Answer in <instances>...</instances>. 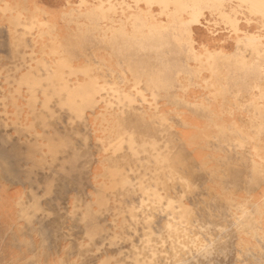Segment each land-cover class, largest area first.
<instances>
[{
  "label": "rangeland",
  "instance_id": "obj_1",
  "mask_svg": "<svg viewBox=\"0 0 264 264\" xmlns=\"http://www.w3.org/2000/svg\"><path fill=\"white\" fill-rule=\"evenodd\" d=\"M0 44H9L15 61V78L5 79L15 84L16 134L33 136L40 167L59 158L65 173L78 166L87 173L89 110L102 102V121H114L106 129L114 133L107 147L125 148L122 160L119 156L105 172L120 176L121 163L131 161L133 173L153 171L151 178L156 177L154 185L144 177L128 181L122 230L98 229L89 223L88 200H74L70 215L80 211V252L89 246L103 254L91 264H264L254 199L228 194L233 181L220 188V170L208 175L197 169L178 135L176 196L165 198L157 184L159 158L152 169L151 161L140 157L153 145L141 139L140 121L137 125L144 118L141 105L149 103L146 92L156 98L174 88L169 68L172 75L175 71L176 106L180 96H242V101L264 96V0H0ZM3 90L0 83V96ZM40 109L50 116L37 117ZM57 109L65 114L58 139L35 126ZM128 111L134 116L129 127ZM28 114L31 123H25ZM211 146L219 155L229 150ZM229 151L226 156L237 160ZM247 158L239 164L243 177ZM138 193L137 200L132 194ZM95 238L104 242L94 244Z\"/></svg>",
  "mask_w": 264,
  "mask_h": 264
},
{
  "label": "crops",
  "instance_id": "obj_2",
  "mask_svg": "<svg viewBox=\"0 0 264 264\" xmlns=\"http://www.w3.org/2000/svg\"><path fill=\"white\" fill-rule=\"evenodd\" d=\"M0 69V83L4 89L0 96V264L94 263L103 254L92 252L94 248L90 250L89 246L83 253L80 252L77 216L80 211L73 213V217L70 215L74 200H88L90 224L100 230H122L125 228L122 210L128 207L130 198L128 181H134L136 176L144 177L154 185L156 177L152 180L153 171L139 169L140 172L133 173L131 161L121 163L125 170L118 174L120 176L110 177L105 172L106 167L114 165L119 156L122 160L125 148L123 146L119 152H114L107 147L109 135L113 139L114 133L109 134L106 129L113 127L114 121L113 118L102 121V102L93 112L89 110L87 173H81L79 166L65 173L62 169L64 162L59 158L55 164L40 167L36 159L38 152L32 143L33 136L26 134L25 138H19L16 134L17 115L15 106L11 104L15 84L8 85L5 79L8 75L11 83L16 76L9 44H0ZM167 76L169 84L173 78L174 88L156 98L146 92L150 104L141 105L144 118L137 121V125L140 121L138 133L141 139L153 145L140 157L150 160L152 169L156 166L154 158H159L156 169L160 178L157 182L160 193L165 198L176 196L178 135L197 169L208 175L217 174L220 170V179H216L220 188L226 187L225 181H233L232 191L228 194L254 199V227L264 233V96H247L243 101L240 100L242 96H180L176 106L175 71L172 75L169 68ZM26 111L23 113L26 114ZM243 112L247 117L244 118ZM128 113L125 124L129 127L134 116L133 112ZM25 114L21 117L24 118ZM27 116L29 119L25 123H31L33 115ZM49 116L42 109L37 115L40 118ZM64 118V112L57 109L52 119L37 120L36 130L57 134L58 139L64 134ZM211 143L215 148L224 146L236 152L238 159L231 160L226 156L229 150H223L224 155L214 153ZM28 152L32 157H28ZM246 156L249 172L247 177H243L239 175V164ZM212 162H220V167L213 168ZM118 181L121 183L115 187L109 184ZM139 195L132 194L137 200ZM158 219L161 220V217ZM102 241L104 238H95L94 244H102ZM119 244L127 245L128 239ZM123 256L120 255L121 258Z\"/></svg>",
  "mask_w": 264,
  "mask_h": 264
}]
</instances>
